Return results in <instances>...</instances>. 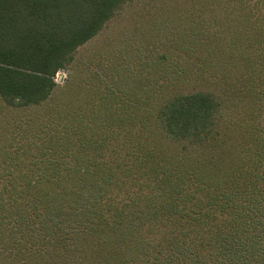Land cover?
Masks as SVG:
<instances>
[{
  "label": "trees",
  "instance_id": "16d2710c",
  "mask_svg": "<svg viewBox=\"0 0 264 264\" xmlns=\"http://www.w3.org/2000/svg\"><path fill=\"white\" fill-rule=\"evenodd\" d=\"M126 1L0 0V246L19 264H264V133L234 167L212 170L171 148L155 120L173 139H198L214 126L215 98L180 96L156 114L153 105L175 86L169 80L197 74L204 83L210 70H249L244 14L237 24L222 16L213 30L238 43L227 63L213 62L216 34L200 69L181 70L169 57L166 68L146 63L137 81L114 65L94 73L82 105L37 118V145L19 121L2 120L3 107L54 103L59 73ZM255 21L251 31L259 32ZM196 32L202 45L211 31ZM261 57L254 63L264 79Z\"/></svg>",
  "mask_w": 264,
  "mask_h": 264
},
{
  "label": "rangeland",
  "instance_id": "374dc122",
  "mask_svg": "<svg viewBox=\"0 0 264 264\" xmlns=\"http://www.w3.org/2000/svg\"><path fill=\"white\" fill-rule=\"evenodd\" d=\"M226 14L230 20L234 18L236 24L238 16L244 14L248 18L249 48L242 57L247 56L250 69L242 68L245 65L241 64L230 70L211 71L209 68L212 77H207L204 83L196 79L197 74L187 77L180 84L178 79L169 80L175 86L159 93V99L153 105L157 106L156 114L174 98L196 93L211 94L219 109L214 126L200 138L176 140L169 137L160 117L156 118L155 125L164 141L171 148L183 151L189 162L193 158L209 164L212 170L230 169L236 165L239 156L254 145L255 136L264 133V79L261 70H257L260 67L254 63L257 53L264 56V0H127L98 35L78 49L67 69L59 73L56 78L58 88L54 94L57 100L54 103L40 108L3 107L1 118L12 123H15L13 120L19 121L24 127L21 133L29 138L26 141L37 145V127L42 122L37 118L71 110L66 106L69 102L82 105L81 100H88L90 95L87 84L92 83L94 73L111 71L114 65L117 75L137 81L146 63L162 68L163 64H167L164 58L168 60L169 57L173 66H180L181 70H186L188 65L200 69L206 61L204 57L214 50L206 46L207 42L216 34H220L221 39L213 62L215 65L227 63L237 48L234 45L238 43L228 44L232 32H213L216 24L224 23L221 17ZM254 19L253 24L258 26L259 32L251 31ZM186 27L195 32H186ZM202 27L211 32H204L202 37L205 42L201 45L198 44L200 32L196 30L200 31ZM258 33L261 36L255 35ZM241 49L243 51L244 46ZM235 55L238 62L237 53ZM261 64L264 68L263 57ZM162 71L165 73L164 69ZM164 77L165 74L159 82L165 84ZM115 108L120 114L126 112L120 106ZM97 113L107 114L104 109L101 112L91 110L85 117L91 119ZM128 127L133 128V124ZM0 264H19V260L8 255L0 246Z\"/></svg>",
  "mask_w": 264,
  "mask_h": 264
}]
</instances>
